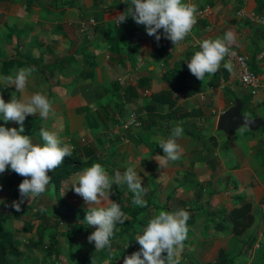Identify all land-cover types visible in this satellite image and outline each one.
<instances>
[{
    "label": "crops",
    "instance_id": "0c3cea01",
    "mask_svg": "<svg viewBox=\"0 0 264 264\" xmlns=\"http://www.w3.org/2000/svg\"><path fill=\"white\" fill-rule=\"evenodd\" d=\"M190 2L198 7L197 24L174 46L164 38L162 29L157 42L131 16L116 26L114 17L124 11L128 14L131 0H0V94L7 88L16 90L14 85L7 86L3 77L14 76L22 64L35 66L37 71L26 88L23 92L16 90L14 97L22 99L37 91L46 92L53 101L55 116L43 119L38 113L29 115L31 118L25 120L30 123L28 133L42 139L41 128L57 131L63 142L73 146V155H101L103 161L95 163L102 164L110 176L133 167L141 177L146 189L143 198L149 205L147 210L141 208L142 218L150 220L160 210L188 211V232L198 235L195 243L184 241L183 255L177 259L181 264L186 260L191 264L214 263L220 250L233 259L229 264L244 260L246 255L251 258L250 263L257 258L263 264L264 250H258L264 243V128L250 130L241 126L234 135H227L217 129V119L234 105L236 98L243 103V114L264 119V90L251 94L238 81L234 67L232 72L224 68L225 60L215 74L206 75L203 81L191 74L187 64L200 50L199 41L223 37L230 29L236 36L232 46L248 57L253 71L259 72L264 65V30L237 16L241 0ZM117 4L122 6L115 8ZM244 7L264 15V0H247ZM12 57H17L13 66L2 65V61ZM181 86L196 91L178 98L172 107L151 98L153 92ZM130 118L136 123L124 127ZM177 124L184 129L177 140L181 156L160 168L155 157L163 155V150L153 138H169ZM14 127L18 129L19 125L14 122ZM82 170L62 181L58 207L50 205L49 199H40L42 194L39 199L24 203L27 208H36L33 218L18 217L21 210L15 209L5 216L8 219L0 217L3 226L13 233L15 245L23 251L21 256L9 257L7 264L54 262L45 246L41 250L32 244L37 237L36 227L21 229L24 223L36 222L40 211L45 219L41 218L42 223L49 227L47 216L59 213L49 210H60L59 206L68 209L67 205H72L87 212L88 205L71 188ZM10 188L13 196L14 188ZM119 192L120 199H126V204L120 206L129 221L132 218L128 209L136 206L132 203L134 194L126 184H114L110 199ZM244 204L248 205L246 215L250 218H246L247 226L241 232L232 231V221L224 222L220 230L214 226L223 215ZM145 227L139 229L132 243L128 228H116L105 257L86 238V233L91 234L96 226L92 231L78 233L70 254L66 237L59 235L60 258L56 263L92 264L93 258L95 264H112L114 256L126 254L129 246L136 248L135 238L143 234ZM25 235L27 241H22L19 236ZM49 236L44 232L45 241ZM235 240L241 241L242 246L233 255L223 243ZM209 243L218 244L214 260H194L185 252L193 247L204 249Z\"/></svg>",
    "mask_w": 264,
    "mask_h": 264
},
{
    "label": "clouds",
    "instance_id": "9594fccd",
    "mask_svg": "<svg viewBox=\"0 0 264 264\" xmlns=\"http://www.w3.org/2000/svg\"><path fill=\"white\" fill-rule=\"evenodd\" d=\"M124 2L128 3V0ZM131 5L128 14L124 11L114 17L116 26L131 16L138 25H144L147 34L154 36L157 42L161 39L159 30L162 29L164 38L177 46L197 24L198 7L190 0H131ZM235 42V33L230 29L224 32L223 37L204 38L199 42L200 50L195 52L187 64L191 74L201 81L206 75L215 74L225 57L231 55L230 47ZM223 66L232 72L230 60ZM36 71L35 66L21 67L14 76L3 77V80L7 86L14 85L18 92H23ZM37 113L43 119L55 116L53 101L46 92L37 91L22 99L12 96L7 103L0 95V117L6 123L12 121L20 125L18 129L0 126V173L10 167L11 171L25 177L18 187L20 198L12 204L17 212L26 200L40 197L46 191L52 179L49 173L57 169L73 151V146L63 142L57 131L41 128L43 144L34 143L32 137L24 134L25 118ZM183 133V127L177 124L169 138H153L163 150V155L155 157L160 168L180 158L182 148L177 140ZM114 184H126L134 194L132 203L139 207L147 206L143 198L146 189L142 187L140 175L131 166L123 174L116 171L114 176H110L102 164L93 163L79 172L71 184L72 190L88 205L85 216L87 225L96 226V230L87 237L89 243H94L95 251L110 249L116 225L127 221L120 204L110 199V189ZM189 218L190 213L184 209L160 210L150 218L143 234L135 238L141 246L140 250L125 257L123 264H178L176 257L187 239ZM92 264H95L93 258ZM105 264H109V261H105Z\"/></svg>",
    "mask_w": 264,
    "mask_h": 264
},
{
    "label": "trees",
    "instance_id": "16d2710c",
    "mask_svg": "<svg viewBox=\"0 0 264 264\" xmlns=\"http://www.w3.org/2000/svg\"><path fill=\"white\" fill-rule=\"evenodd\" d=\"M122 5L117 4L115 5V8H118ZM17 57H12L9 59H6L5 61H2V65L6 66H13L16 62ZM196 91V89L192 88V87H188V86H184V87H174L171 88L169 90H159L156 92H153L151 94V98L156 101V102H162L167 104L169 107H172L178 98L180 97H186L189 95H192L194 92ZM26 118H31V116H27ZM0 121H1V117H0ZM0 126H7L6 122H0ZM101 155L95 154L92 156H89L87 159H82L81 157L77 156V155H73L71 154V156L65 157L63 163L57 168L55 169L53 172L49 173V175L52 177L51 181L49 184L52 185L53 190L56 194L60 193V189H61V183L62 181L67 178L70 174L77 172L81 169H84L86 167H89L90 165H92L95 162H102L103 158L100 157ZM7 178H6V185L9 187H13L14 188V192H13V197L15 199L20 198V194H19V184L23 181V179H25V177H22L18 174H16L15 172L11 171V169L7 170ZM38 198V197H37ZM121 198V193H117L114 196L113 201L119 203L120 205H125L126 204V199H120ZM149 205H147L146 207H139V206H134L130 209H128L129 214L131 215V220L129 221H125L124 224H117L116 228L118 226H120L122 229L124 228H128V230L130 231L129 233V240L130 243H132L133 238L135 237V235L137 234V232L139 231V229L143 226H147V223L149 221L148 217H143V215H140V210L142 208V210H147ZM68 210L71 212V214L73 215V217L75 218L76 223H82L83 225H86L84 223H87L85 221V216H86V212L78 209L77 207H74L72 205H67ZM141 210V211H142ZM248 211V205L244 204L240 209H233L231 211H229L228 213H226L225 215H223L221 217V220L216 223L214 226L220 230L223 227V223L226 221H232V231L235 234H238L239 232L242 231V229L247 226V224H245V220L246 218H250L249 215H246ZM17 215V213H15ZM43 214L42 211H40L36 216L39 218H43L41 215ZM40 215V216H39ZM239 216H241L240 218H238ZM76 219H81L82 221H78ZM43 224V223H42ZM41 224V228L44 229L45 225ZM38 223L37 222H29V223H24L23 224V228L21 230H25L28 231L29 229H31L30 227L35 226L36 227V231H38ZM42 229V230H43ZM39 229V231L37 232V237L35 240H32V244H36V245H41L42 247L45 246L46 251L48 253H50V255L53 256V260L54 262H52L51 264H57L56 261L59 260V256H60V250H59V243L57 241V237L59 235L65 236L66 237V242L68 245V254L71 253V247L72 244L74 243V241L76 240L74 236L75 233H83L86 232V229L84 226H82L79 229H76L75 227H65L63 231H58L57 228L55 230L54 233H49L51 234V236H49L50 238L48 240L45 241V238L43 237L44 235V231H42ZM74 233V234H70ZM116 233V231H114V234ZM90 234L86 233V236L88 237ZM114 236V235H113ZM86 237V238H87ZM101 255L103 257L108 256V248L101 250L100 251ZM23 254V251H21L19 249V247L17 245H15L14 243V238H13V233L8 231L3 224L0 222V264H7L9 262V257L10 255H15V256H21ZM163 255H166V253H164ZM233 259L229 256L226 255V253L223 250H220L218 253V258L217 261H215L214 263H199L196 262L195 264H229V262H231ZM117 264H121V263H117ZM178 264H181V261H178Z\"/></svg>",
    "mask_w": 264,
    "mask_h": 264
},
{
    "label": "rangeland",
    "instance_id": "374dc122",
    "mask_svg": "<svg viewBox=\"0 0 264 264\" xmlns=\"http://www.w3.org/2000/svg\"><path fill=\"white\" fill-rule=\"evenodd\" d=\"M18 58L21 59V61L23 63H26V61H27L22 56H19ZM35 63H36V61H35ZM22 66L25 67L24 64H22ZM0 95L3 96L5 102L7 103V102H9L11 100L12 96L16 95V90L15 89H10L9 90V88H7L6 91L4 92V94H0ZM26 119H29V118H25V120ZM0 122L1 123L5 122L2 119V117H1V121ZM28 124H30V123L27 122V121H24V128H25L24 134L25 135H29L30 137H32L34 143L43 144V142H41L42 139H39L38 137L34 138V136H32V135H30V133H28V131L26 130V129H30V126H27ZM6 127H8V128L14 127V122H12V121L7 122V126ZM19 127H20V125H19ZM242 127H246V126H242ZM88 156L89 155H86V156L84 155V157L82 159H87L86 157H88ZM9 169H10V167H9ZM7 175H8L7 170L4 173H0V186H2V188H0V217L1 218H3V217L5 218V216L7 214H10V212H13V209H14L12 207L13 201H18L19 200V199L15 200V198L12 196V190L13 189L6 185L5 179H6ZM64 181H65V179L63 180V182ZM9 196H11V197L9 198ZM61 198H62L61 194L60 193L56 194L54 192L53 187H52L51 184H49L47 186L46 191L40 197V199H49L50 201L48 203L50 205H52L53 207H55V208H56V206L58 207V205H57L58 203L57 202L61 201ZM37 199H39V197ZM30 201L26 200L25 202L28 203ZM38 202H39V200H38ZM38 205H40V204L38 203ZM34 209H36V208H27V207H25V204H22L21 205V213H19L17 216L21 217L23 219H26V218L29 219L30 217L33 218ZM59 209L60 210H58V209H50L49 210L51 213H55L54 211L52 212L51 210H56V212H59V213H58V215H55V216H53V215L47 216L49 218V220H50V222L48 223L50 226L49 227H44V229L41 228V224H42V221H45V219L42 218V221H41V218L38 217L37 220H35L38 223V225H37L38 228L40 230L43 229L42 231H44L45 233L46 232L54 233L56 228L59 229V228H65V227H72V228L75 227L76 229H79L82 226H84L86 231L94 230L95 226H88L87 224L83 225L82 223H79V222L76 223L75 218L72 216V214H70V211L68 212V209H66V208L61 209L60 206H59ZM122 211L125 214H127L125 209L122 210ZM6 219H8V218L6 217L5 220ZM76 220L82 221L81 219H76ZM39 229H38V231H39ZM118 229H122V228L120 226H118L117 230ZM70 234H74V233L70 232ZM188 234H189V232H188ZM197 235L198 234L194 233V231H191V233L187 236V240L190 243H193L194 242V237H195V239H197ZM77 236H78V233H75L73 237L76 238ZM19 237H22L21 238L22 241H27V237L28 236L25 235V236H19ZM191 237H192V239H191ZM261 245H262V248H261ZM139 246H140L139 244L136 246V248H134V246H129L127 248L128 250H127L126 254H124V255L120 254L118 256H114L113 257L114 261H112V264H113V262L122 263L123 264V261H124L125 257L130 256L132 253L137 252V251L140 250L141 247H139ZM223 246L225 247L226 251H228L229 253L235 255V254L238 253L239 249H241L242 243H241V241L237 242V240H235V242H232V241L224 242ZM259 247H260L259 248L260 250H258V251H263L264 250V243H261ZM39 248L42 250V246L41 245H39ZM245 248L247 249V247H245ZM217 249H218V244L215 246V245H213V243H209V244L206 245V247L204 249H202V248L201 249H196V248L193 247L192 249L187 248V251H185V252H188V255H192V258H194V260L196 258L198 261L199 260H203V259L210 261V260H214V257H216L215 254H216ZM22 250H25V249H22ZM247 254H249V252H247ZM182 255H183V250L179 253V255H178V257H176V259H181L180 257H182ZM256 255L259 256L258 253ZM12 256H14V255H10V257H12ZM141 258H143V257H141ZM12 259L19 260V258H12ZM250 259L251 258L246 255L244 260H242V261L238 260L240 262L233 261L231 264H249L250 261H251ZM184 262L182 264H191V262L189 260H186L185 263ZM259 262L260 261H257V258H254V261L251 262L250 264H259ZM78 264H82V262L78 261ZM84 264H86V262H84Z\"/></svg>",
    "mask_w": 264,
    "mask_h": 264
},
{
    "label": "built area",
    "instance_id": "2783aa9c",
    "mask_svg": "<svg viewBox=\"0 0 264 264\" xmlns=\"http://www.w3.org/2000/svg\"><path fill=\"white\" fill-rule=\"evenodd\" d=\"M246 2L247 0H241V6L236 12L237 16L251 24L260 26L264 30V15L255 11L247 10L244 7ZM230 53V56L225 57V61H231L240 84L248 88L253 95L260 90H264V65L259 72H255L250 67L248 57L237 51L232 45L230 47ZM135 123L136 120L134 118H130L128 122L124 124V127L134 125Z\"/></svg>",
    "mask_w": 264,
    "mask_h": 264
},
{
    "label": "water",
    "instance_id": "95a60500",
    "mask_svg": "<svg viewBox=\"0 0 264 264\" xmlns=\"http://www.w3.org/2000/svg\"><path fill=\"white\" fill-rule=\"evenodd\" d=\"M242 107L241 99L236 98L234 105L228 107L218 116L217 129L227 135H234L236 130L243 125L250 130H256L259 127L264 128V119L243 114Z\"/></svg>",
    "mask_w": 264,
    "mask_h": 264
}]
</instances>
